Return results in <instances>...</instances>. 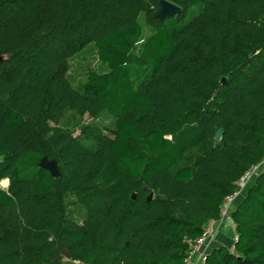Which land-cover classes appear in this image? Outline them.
<instances>
[{
	"label": "trees",
	"instance_id": "trees-1",
	"mask_svg": "<svg viewBox=\"0 0 264 264\" xmlns=\"http://www.w3.org/2000/svg\"><path fill=\"white\" fill-rule=\"evenodd\" d=\"M168 1L159 22V0H0V264H186L264 159V0ZM88 47L110 69L75 87ZM102 113L90 145L63 127ZM231 211L204 264H264V170Z\"/></svg>",
	"mask_w": 264,
	"mask_h": 264
},
{
	"label": "rangeland",
	"instance_id": "rangeland-1",
	"mask_svg": "<svg viewBox=\"0 0 264 264\" xmlns=\"http://www.w3.org/2000/svg\"><path fill=\"white\" fill-rule=\"evenodd\" d=\"M194 10H190L187 15V19H190L194 15ZM139 22L141 23L143 30H144V38L154 30V26L150 23L148 18L144 13H141L139 16ZM143 41L140 42L137 46L135 52L139 51L140 47L142 46ZM69 73L68 76L75 87L83 86L91 73H99V74H106L109 72V67L106 64H103L99 61L98 56L96 54V50L94 47H88L83 52L74 55L69 60ZM115 119L107 115L106 113H102L98 116H91L89 114L84 115L82 119H67L63 123V127L67 130L73 132L74 136H78L80 139L84 141L85 144L90 145V142L84 137L85 133H83V128L87 126L98 127L103 130L104 134L112 137V129L114 128ZM264 159L257 165L256 170H250L247 174L249 175L248 178H244L240 180L236 184V190L238 192V196L233 203L230 205L227 204V216L224 219V235L228 238H233L235 236V229L233 228L231 214L232 209L236 205L237 202L240 201L248 192L250 187L256 181L258 175L264 170ZM263 169V170H262ZM5 181H0V188H7ZM74 200V198L70 199ZM225 204V205H226ZM72 214L76 218L82 219L84 217V213L79 211V207H70ZM220 231V233L222 232ZM231 242V241H230Z\"/></svg>",
	"mask_w": 264,
	"mask_h": 264
},
{
	"label": "water",
	"instance_id": "water-1",
	"mask_svg": "<svg viewBox=\"0 0 264 264\" xmlns=\"http://www.w3.org/2000/svg\"><path fill=\"white\" fill-rule=\"evenodd\" d=\"M183 12V9L179 7L178 5L168 1V0H159L158 7L156 11L154 12V18L155 20L162 22L165 19L171 18L175 15L181 14ZM7 59V56H0V62ZM222 84H226V79H221ZM224 135V129L219 128L215 134V141L220 142ZM40 166L47 171H49L54 178H59L61 176V171L59 168V165L56 160L49 159L47 156H45L42 161L40 162ZM143 189H146V186H143ZM154 194L151 193L148 196V201L153 199ZM137 198V193L132 194V199L135 200ZM128 244V243H127Z\"/></svg>",
	"mask_w": 264,
	"mask_h": 264
},
{
	"label": "built area",
	"instance_id": "built-area-1",
	"mask_svg": "<svg viewBox=\"0 0 264 264\" xmlns=\"http://www.w3.org/2000/svg\"><path fill=\"white\" fill-rule=\"evenodd\" d=\"M256 167H257V165L254 168H252L251 170L252 171L256 170ZM247 173L241 178V180H243L245 177L246 178L249 177V175ZM238 195L239 194H238L237 190H235L234 194L226 199L225 204L227 203V204L230 205L231 203H233ZM225 204L223 206L221 220L219 222H215V221L211 222L206 227V229L204 231V234L200 238H198L197 240H195V241H193L191 243V251H190V255H189L188 259H187V263L186 264H192L193 255L195 253H197L200 248H204V250H205L204 253L200 254V259L202 260L203 263L205 262L206 257L208 255L207 249L211 246V244L213 243V241L217 237V234H218L222 224L224 223V219L227 216V213H228L227 209H226L227 208V204L226 205ZM232 225H233V228L235 229V225L234 224H232ZM237 240H238V238L235 235L234 236V242H236ZM232 249H233V247H232Z\"/></svg>",
	"mask_w": 264,
	"mask_h": 264
},
{
	"label": "crops",
	"instance_id": "crops-1",
	"mask_svg": "<svg viewBox=\"0 0 264 264\" xmlns=\"http://www.w3.org/2000/svg\"><path fill=\"white\" fill-rule=\"evenodd\" d=\"M4 181H5L4 183L7 182L5 185H6V187H8L9 181L8 180H4ZM4 189H6V188H4ZM223 228H224V223L222 224V226H221V228L217 234V237L215 238V240L213 241L211 246L207 249L208 252L215 246H219L220 244L228 245L230 243L231 238H228L227 236L224 235V231L222 230ZM221 230H222V232L220 233ZM204 252H205L204 248H200L199 251L193 255L192 264H204L202 262V260L200 259V254H202Z\"/></svg>",
	"mask_w": 264,
	"mask_h": 264
}]
</instances>
